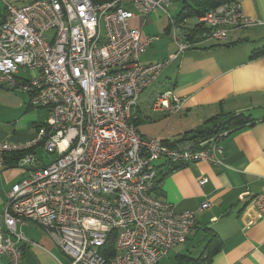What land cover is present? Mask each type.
I'll return each instance as SVG.
<instances>
[{
  "label": "built area",
  "instance_id": "obj_1",
  "mask_svg": "<svg viewBox=\"0 0 264 264\" xmlns=\"http://www.w3.org/2000/svg\"><path fill=\"white\" fill-rule=\"evenodd\" d=\"M171 0H0V86L19 89L44 122L28 140H0L6 157L34 149L56 152L7 191L0 223V264H19L27 240L17 225L45 230L68 264H156L186 241L192 210L178 211L153 194L164 165H220L227 131L176 139L144 136L134 119L138 97L178 53L206 40L223 42L232 29L257 23L235 0L184 28L168 13ZM163 11L176 51L155 62L140 56L155 36H143L150 13ZM185 99L172 91L153 98L154 111L176 112ZM32 150V151H31ZM205 178L199 180L204 184ZM249 201L264 221V191ZM208 206L207 201L201 207Z\"/></svg>",
  "mask_w": 264,
  "mask_h": 264
},
{
  "label": "crops",
  "instance_id": "obj_2",
  "mask_svg": "<svg viewBox=\"0 0 264 264\" xmlns=\"http://www.w3.org/2000/svg\"><path fill=\"white\" fill-rule=\"evenodd\" d=\"M185 1L181 0V4ZM235 1L257 23L230 30L223 42L206 40L178 53L164 67L163 71L170 69L159 82L162 87L148 96L152 101L156 94L172 91L185 99L181 111L187 116L195 114L188 127L170 134L168 138L172 139L199 128L211 117L242 112L253 119L222 137L224 157L220 165L206 161L185 165L168 173L154 188L156 197L171 203L178 211L192 210L195 218L181 249L177 250V245L156 264H178L184 255L196 257L192 255L195 247L202 244L201 253L212 234L219 240V250L208 264H264V221L249 201L251 194L264 191V54L250 58L252 50L264 45V0ZM141 21L136 15L131 24L141 27L145 36L143 27L147 18L142 26ZM186 21L184 28L195 24L197 19L193 24ZM172 64L176 67L172 68ZM0 95V100L6 98L5 104L0 102V140L31 138L35 128L44 122L46 111L31 108L28 96L18 89L0 86ZM145 103L138 101L135 117L136 128L144 136L139 127L152 119L151 114L155 117L173 114L151 107L145 111ZM19 159L9 155L0 169V223L7 191L20 179H16ZM202 178L206 179L204 184L199 183ZM203 201L208 206L201 207ZM17 229L27 240L22 244L19 264L69 263L51 236L38 225L19 224Z\"/></svg>",
  "mask_w": 264,
  "mask_h": 264
},
{
  "label": "rangeland",
  "instance_id": "obj_3",
  "mask_svg": "<svg viewBox=\"0 0 264 264\" xmlns=\"http://www.w3.org/2000/svg\"><path fill=\"white\" fill-rule=\"evenodd\" d=\"M31 0H10L11 3H23V2H30ZM182 4L181 0H173V4H171L168 7V13L171 17H175L179 10L181 9ZM146 24L143 27V32L147 36H155L153 42L146 48V50L142 53L140 56L141 62H155L157 60H160L161 58H166L169 55V52L176 50V44L173 40V31L172 27L169 24V21L167 19L166 14L159 10L155 9L151 12L149 17L147 16ZM196 18H189L187 19L188 24L195 23ZM168 26V27H167ZM172 68H175L176 65L172 64ZM165 68H163L161 71H163ZM170 69V68H169ZM168 69V70H169ZM167 69L160 73L158 79L150 84L149 87H147L138 97V101L144 100L145 108L143 110L148 111L151 107V98L149 96L150 92L152 90L160 89L162 87V84H159V82H162L165 79ZM2 89V88H1ZM19 90V89H18ZM3 91H5L3 89ZM21 91V90H20ZM24 93V92H23ZM2 95H0L1 99ZM148 98V99H147ZM147 100V101H146ZM6 101V98L3 100H0V102ZM181 111V110H180ZM173 114H169L166 116H161L158 114V116H153L151 114V120L144 121L140 124L139 130L145 134L148 137H154L159 139L160 136L163 134L167 135L165 137H170V134L173 132H178L180 130H183L184 128L188 127L191 122L194 121V118L196 117L195 114L191 115H185L184 112L178 113L172 112ZM186 116V117H185ZM57 157L56 152H50L45 151L41 147H36L34 149V159L30 163H22V161H19V167H18V175L16 179L19 177L24 178L27 176L29 169L35 168L38 165L46 164L49 161L53 160ZM25 168L27 170H25ZM18 178V179H19ZM9 186V185H8ZM10 187V186H9ZM187 243V245H189ZM179 244L178 249H181L182 245ZM202 249V244L195 247V250L192 252L193 256H197Z\"/></svg>",
  "mask_w": 264,
  "mask_h": 264
},
{
  "label": "trees",
  "instance_id": "obj_4",
  "mask_svg": "<svg viewBox=\"0 0 264 264\" xmlns=\"http://www.w3.org/2000/svg\"><path fill=\"white\" fill-rule=\"evenodd\" d=\"M228 1H231V0H187L182 5L177 15L173 17V19L180 26H184L183 23L186 19L197 18L198 16L202 15L207 10L214 8ZM263 54H264V45L252 50L250 53V58H256ZM232 115L233 117L228 122H225L223 124L219 122V118L225 115L211 117L208 120H206V122L203 125H201L199 128L195 130L187 131L183 133L180 137L186 136V135L206 136V135H211V134L218 133L221 131H227L228 133V131L239 128L245 124L251 123L253 120L250 115H246L242 112L232 114ZM135 122L136 120L134 119V124L136 126ZM214 122L216 124L211 130L209 131L202 130V127L204 125L213 124ZM24 153L25 152H20V153H13L10 155L15 157L16 159H19ZM7 157H9V155ZM183 166L184 165H171V166L164 165V167L160 169L161 171H159V174L161 177L159 179L157 178L155 187L158 186L160 181L168 173L176 169H179ZM218 250H219V240L216 238L214 234H212L211 238L206 243L205 248L198 256L192 257V256L184 255L183 257H181L178 264H208L211 260V257L215 255L218 252Z\"/></svg>",
  "mask_w": 264,
  "mask_h": 264
},
{
  "label": "water",
  "instance_id": "obj_5",
  "mask_svg": "<svg viewBox=\"0 0 264 264\" xmlns=\"http://www.w3.org/2000/svg\"><path fill=\"white\" fill-rule=\"evenodd\" d=\"M232 117H233L232 114H228V115L222 116V117L219 118V122L223 124L225 122H228ZM215 124H216L215 122L213 124H206V125H204L202 127V130L203 131H209V130H211L214 127Z\"/></svg>",
  "mask_w": 264,
  "mask_h": 264
}]
</instances>
